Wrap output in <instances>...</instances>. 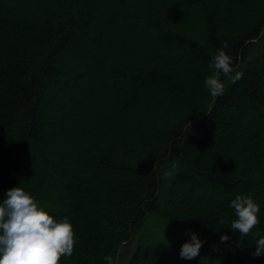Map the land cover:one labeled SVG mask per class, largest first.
Listing matches in <instances>:
<instances>
[{
	"label": "trees",
	"instance_id": "16d2710c",
	"mask_svg": "<svg viewBox=\"0 0 264 264\" xmlns=\"http://www.w3.org/2000/svg\"><path fill=\"white\" fill-rule=\"evenodd\" d=\"M17 185L72 221L62 264H264V0H0V199Z\"/></svg>",
	"mask_w": 264,
	"mask_h": 264
},
{
	"label": "clouds",
	"instance_id": "9594fccd",
	"mask_svg": "<svg viewBox=\"0 0 264 264\" xmlns=\"http://www.w3.org/2000/svg\"><path fill=\"white\" fill-rule=\"evenodd\" d=\"M221 43L222 47L216 50L210 61L209 66L214 71L204 79L205 87L214 96L225 90L221 73L233 72L232 56L227 51L229 42L224 40ZM230 205L235 211L231 230H238L243 239L260 223V204L250 194H237ZM253 234L256 237L253 255H264L262 230L257 229ZM186 235L190 239L182 244L180 256L191 260L199 254L205 241L193 229H186ZM220 238L226 241L229 236L224 233ZM76 240L70 218L50 214L24 187H10L0 199V264H62L61 257L72 255ZM103 259L106 264H115L111 254Z\"/></svg>",
	"mask_w": 264,
	"mask_h": 264
},
{
	"label": "rangeland",
	"instance_id": "374dc122",
	"mask_svg": "<svg viewBox=\"0 0 264 264\" xmlns=\"http://www.w3.org/2000/svg\"><path fill=\"white\" fill-rule=\"evenodd\" d=\"M234 12H235V14L239 15V14H240V7H237V6H236Z\"/></svg>",
	"mask_w": 264,
	"mask_h": 264
}]
</instances>
